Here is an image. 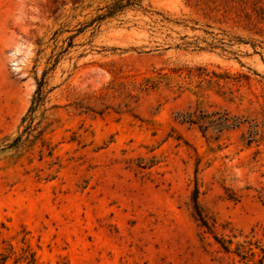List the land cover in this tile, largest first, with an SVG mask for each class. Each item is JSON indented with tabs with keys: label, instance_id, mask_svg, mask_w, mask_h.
Wrapping results in <instances>:
<instances>
[{
	"label": "rangeland",
	"instance_id": "rangeland-1",
	"mask_svg": "<svg viewBox=\"0 0 264 264\" xmlns=\"http://www.w3.org/2000/svg\"><path fill=\"white\" fill-rule=\"evenodd\" d=\"M110 1L0 0V259L229 264L191 195L218 237L264 242V0H141L95 21ZM197 106L242 124L203 137L176 119Z\"/></svg>",
	"mask_w": 264,
	"mask_h": 264
},
{
	"label": "trees",
	"instance_id": "trees-1",
	"mask_svg": "<svg viewBox=\"0 0 264 264\" xmlns=\"http://www.w3.org/2000/svg\"><path fill=\"white\" fill-rule=\"evenodd\" d=\"M141 0H111L105 7L102 14L97 15L94 20L102 21L106 18H112L121 13L127 8H134L140 6ZM200 71L195 77L212 76L217 79H222L224 76L209 73L205 69L197 68ZM189 76H194L191 70H188ZM46 71L42 72V77L36 80V88L33 93L30 106L21 118V124L24 125V135L28 138L35 130L38 123H35L37 117L42 118L45 112V93H44V76ZM245 77V76H244ZM177 121L180 124H186L190 127L196 128L203 137L206 132L211 130L216 133L222 131L238 128L242 122L238 118L230 117L226 112H211L201 110L198 106L192 111L179 114ZM255 126L251 127L247 143L250 144L255 141L257 130ZM22 135L14 138L10 144H5L4 148L17 149L22 144ZM218 139V136L215 138ZM191 203L193 210V217L198 223V226L203 229L204 233L211 234L214 243L217 245L219 252L227 257L229 264H264V242L253 238H245L241 242H233L232 238L218 237L214 234V222L203 213L198 204V190L194 189L191 195ZM264 237V236H263ZM264 239V238H263ZM4 263V259H0V264Z\"/></svg>",
	"mask_w": 264,
	"mask_h": 264
}]
</instances>
